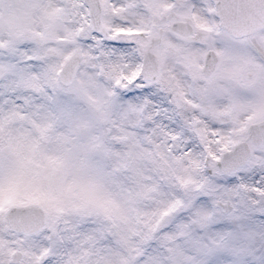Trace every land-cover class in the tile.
I'll list each match as a JSON object with an SVG mask.
<instances>
[{"label":"snow or ice","instance_id":"1","mask_svg":"<svg viewBox=\"0 0 264 264\" xmlns=\"http://www.w3.org/2000/svg\"><path fill=\"white\" fill-rule=\"evenodd\" d=\"M0 264H264V0H0Z\"/></svg>","mask_w":264,"mask_h":264}]
</instances>
